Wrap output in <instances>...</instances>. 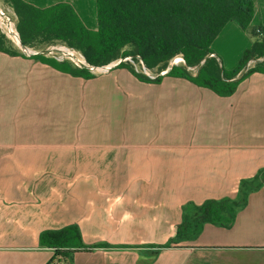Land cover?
<instances>
[{"label": "crops", "instance_id": "obj_1", "mask_svg": "<svg viewBox=\"0 0 264 264\" xmlns=\"http://www.w3.org/2000/svg\"><path fill=\"white\" fill-rule=\"evenodd\" d=\"M23 1L70 4L98 29L96 0ZM254 1L258 27L264 0ZM254 42L229 22L213 56L234 70ZM91 74L0 51V264H53L41 234L70 226L88 249L69 264H264V186L231 228L206 224L162 248L186 205L236 199L264 170V73L230 97L184 78L145 81L127 66Z\"/></svg>", "mask_w": 264, "mask_h": 264}, {"label": "trees", "instance_id": "obj_2", "mask_svg": "<svg viewBox=\"0 0 264 264\" xmlns=\"http://www.w3.org/2000/svg\"><path fill=\"white\" fill-rule=\"evenodd\" d=\"M18 17L22 42L44 47L56 42L82 51L92 66L107 64L121 56L138 54L151 69H164L177 55H184L187 67L204 63L196 77L184 67L175 68L169 76L184 78L207 88L221 97L233 96L240 83L254 73H264V62L243 75L252 60L264 59V25L252 27L255 17L254 0H96L98 29L86 28L75 9L66 3L40 9L23 0H2ZM229 22H236L255 38L238 66L226 70L214 57L213 42ZM131 51H124L125 48ZM0 51L11 56L20 52L0 30ZM71 75L91 78V72L70 63L37 58ZM74 68H72V67ZM76 69V70H75ZM132 71L133 69L130 68ZM133 73H135L133 71ZM140 79L148 81L135 73ZM160 83L161 79L155 81ZM264 186V170L249 180H243L236 199L208 200L202 205L190 203L184 207L183 221L176 236L162 248H172L176 241L197 238L206 224L231 228L239 211L246 207L251 193ZM40 243L56 251V258L88 249L77 226L41 234ZM92 250V248H89Z\"/></svg>", "mask_w": 264, "mask_h": 264}, {"label": "built area", "instance_id": "obj_3", "mask_svg": "<svg viewBox=\"0 0 264 264\" xmlns=\"http://www.w3.org/2000/svg\"><path fill=\"white\" fill-rule=\"evenodd\" d=\"M0 30L6 39L20 52V54L29 59H37L39 57H45L54 59L58 62H67L74 67L87 70L96 75H103L113 72L114 70L127 66L132 68L133 71L139 75L146 77L150 81H157L162 79L175 69L179 67L186 68L193 76H197L199 73V67L193 71L192 68L187 67L184 55L180 54L171 59L164 69H151L147 66L142 57L138 54L121 56L107 64L92 66L87 62V59L82 51L73 48L65 43H53L44 47H32L25 45L22 42V38L18 29V17L14 10L6 6L2 0H0ZM250 64V63H249ZM249 70L246 68L243 75ZM53 264H69L64 261H54Z\"/></svg>", "mask_w": 264, "mask_h": 264}, {"label": "rangeland", "instance_id": "obj_4", "mask_svg": "<svg viewBox=\"0 0 264 264\" xmlns=\"http://www.w3.org/2000/svg\"><path fill=\"white\" fill-rule=\"evenodd\" d=\"M6 5V4H5ZM7 6V5H6ZM41 43L39 42V41H36V42H33V45L34 46H41L40 45ZM132 49V48H131ZM262 62H264V59H259V60H252L251 62H250V64H249V67L250 68H254V67H257L260 63H262ZM260 65H262V64H260ZM199 67V66H198ZM198 67H190V68H194L193 69V71H195V70H197V69H195V68H198ZM200 69V68H199ZM56 260H58V261H64L63 260V258H57ZM51 264H52V262H51Z\"/></svg>", "mask_w": 264, "mask_h": 264}, {"label": "water", "instance_id": "obj_5", "mask_svg": "<svg viewBox=\"0 0 264 264\" xmlns=\"http://www.w3.org/2000/svg\"><path fill=\"white\" fill-rule=\"evenodd\" d=\"M204 63H202L200 66H199V68L203 65Z\"/></svg>", "mask_w": 264, "mask_h": 264}]
</instances>
